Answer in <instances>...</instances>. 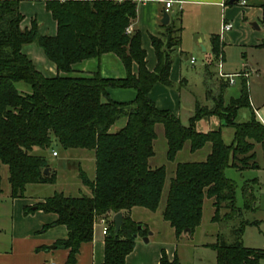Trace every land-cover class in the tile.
Segmentation results:
<instances>
[{"label": "trees", "instance_id": "1", "mask_svg": "<svg viewBox=\"0 0 264 264\" xmlns=\"http://www.w3.org/2000/svg\"><path fill=\"white\" fill-rule=\"evenodd\" d=\"M246 1L264 10V0ZM136 5V0H46L45 8L56 22V33L42 35L35 19L30 27H22L24 15L19 0H0V195L2 166L7 167L11 198H23L29 184L55 183L56 173H43L48 168L47 160L33 154L34 147L47 149L54 140L65 150L91 151L94 176L89 178L79 164L77 168L89 194L67 196L57 192L26 206L24 213L41 210L57 215L44 228L66 227V238L55 242L68 249L64 264L76 263L80 246L93 238L97 220L107 217L101 264H125L135 246L134 234L146 236L148 232L147 226L129 216V211L141 207L155 212L162 198L165 167L150 168L148 164L154 155L155 125L160 123L169 160L186 142L191 152L211 145L205 160L176 164L161 211L175 237L187 229L189 234L195 231L201 223L204 199L211 198L213 221L238 220L232 228L231 242L217 240L210 245L216 251L215 264H260L264 249L247 247L242 242L245 227L256 224L244 218L243 210L254 209L253 185L257 180L244 183L242 210L235 204V184L224 174L227 167L238 171L259 168L256 144L264 157V123L250 103L247 81L241 77L238 95L225 98L228 82L213 70L221 43L218 37H212V58L204 67L207 79L216 76L210 84L205 83V98L210 105L196 101L187 126L170 111L157 109L149 92L156 83L171 85V49L179 43V28L168 23L161 38L151 37L156 64L148 70L140 32L127 33L136 17ZM31 43H36L55 65V75L42 74L23 52V47ZM259 46L264 47V42ZM106 53L119 58L125 77L105 78L98 72L72 75L75 64ZM18 82L28 84L31 91L19 92ZM115 88H132L136 95L129 102L115 101L108 92ZM241 108L249 110L248 121H236ZM211 117L219 120L218 128L197 130L198 121ZM121 118L126 120L124 126L111 131ZM222 126L233 128L230 144L222 138ZM222 209L225 212L220 215ZM117 212H122L123 223L115 233L112 217ZM158 264L179 263L175 256L169 260L161 250Z\"/></svg>", "mask_w": 264, "mask_h": 264}, {"label": "crops", "instance_id": "2", "mask_svg": "<svg viewBox=\"0 0 264 264\" xmlns=\"http://www.w3.org/2000/svg\"><path fill=\"white\" fill-rule=\"evenodd\" d=\"M45 2L46 0H19V10L24 15L22 27H30L31 20L35 19L40 34L54 35L56 33V22L46 10ZM136 3V17L131 22L129 29L130 32L139 31L141 34V46L145 50V61L148 70L152 71L156 64V56L151 43V37L161 38L162 33L165 32L164 25L168 23L179 28V43L171 49L172 65L169 76L171 85L167 86L156 83L149 92V98L157 109L170 111L178 118L180 117V88L189 86L188 80L183 76L181 69L182 60L188 61L190 65H195L196 60L192 63L191 58L195 54L203 53L202 60L206 62H204L205 65L208 64L212 58L211 39L212 37H218L221 43L220 54L224 66L228 44L231 45L234 43L238 36V31L234 27L238 26V28L243 30L246 29L242 21L248 19V17L250 19H257L264 24V10L248 3L243 6L237 2L229 4V0H175L168 11L169 20L167 24L161 23L164 11V0H136ZM223 21L231 23L232 28L222 33L221 27ZM252 25L259 29L255 23ZM250 35L251 33L245 35L249 44L248 46L252 45L256 48L264 49V47L259 46L264 41L251 43L252 40H249ZM239 40L240 38H238ZM37 47L36 43H31L25 45L22 50L30 57L38 71L45 76L55 75L57 73L55 65L46 58L41 48ZM259 65V63L252 64L245 61L242 65V70L235 73H245V78L248 82L250 75L259 71L258 67H261ZM215 69L218 72L216 64L213 70L215 71ZM136 70L137 66L134 64L132 67L133 73ZM95 72H98L105 78H123L126 75L123 64L113 53H106L100 58H90L75 64L72 75H90ZM238 78L240 79L241 77ZM175 84L178 85L177 88H174ZM108 92L111 99L120 102L132 101L136 95L135 90L132 88H115L109 89ZM196 101L195 99L193 102L194 109ZM250 103L255 110L257 118H261L257 111L258 108H256L251 100ZM210 119L206 120L210 121ZM261 120L264 122V119L261 118ZM200 121L196 123V128ZM125 122L126 120L123 119L119 127L115 129L124 126ZM80 159L79 162L81 163L79 165L81 168L85 161H94L93 154L89 155L87 153H82ZM73 177H77L80 180L78 171L76 176L73 175ZM79 191H81L80 188ZM44 198L46 197L29 198L26 195L23 198H11L9 191L5 197L0 196V210H5V214L2 216L3 218L0 216V220L1 222H7V226L1 225L2 223L0 224V264L65 263L68 249L56 246L55 242L66 238V227L64 225H56L44 228L46 225L52 223L57 218V215L55 213H45L41 210L28 214L24 213L26 206H33L43 201ZM136 208L139 207L131 208L129 211L130 217L134 221L147 226L149 230L151 228L150 224L139 220L140 218L133 217L135 212L144 213L143 211H136L139 210ZM161 211L160 216L162 218ZM257 223L258 221H256V224L247 225L246 227L256 226ZM153 229L151 230V234L147 232L146 242L143 241V238L146 236L136 237L135 246L132 252L127 255L125 264H158L161 250L165 251L169 260L173 259V254L168 253L166 248L162 247V241L156 243L151 249L146 247L154 237L155 229ZM101 230L102 225L97 220L93 228V238L90 242L83 243L80 246L75 264L102 263L104 257V235ZM51 245H55L56 247L51 249ZM244 245L247 246L246 244ZM254 248L264 249V246ZM260 264H264V259L260 261Z\"/></svg>", "mask_w": 264, "mask_h": 264}, {"label": "rangeland", "instance_id": "3", "mask_svg": "<svg viewBox=\"0 0 264 264\" xmlns=\"http://www.w3.org/2000/svg\"><path fill=\"white\" fill-rule=\"evenodd\" d=\"M247 18V17H245ZM253 20V21H252ZM246 29L234 27L238 31L236 41L231 45L228 44L226 50V59L223 66V71L227 74L235 73L242 70V65L245 61L255 64L259 63L261 67L257 73H253L248 78L247 86L251 102L256 106L262 119H264V49L256 48L254 46H248L246 34L251 33L249 40L253 42L264 41V24L257 19H248L242 21ZM255 23L257 28L252 24ZM238 38L240 40L238 41ZM38 48V47H37ZM221 54H219L220 56ZM203 53L195 54V65H190L188 61L182 60V72L183 76L188 80V87H181V98L179 104V118L183 125L189 124V117L194 113L193 102L196 99L201 104H209L205 98V83H211L214 78L207 79L204 74L205 61L202 60ZM218 56V57H219ZM205 62V63H204ZM214 72H217L215 69ZM246 79V78H245ZM247 81V79H246ZM241 81L239 78H234V84H227L225 90V98L230 96H237L240 90ZM16 87L19 92L29 93L31 88L24 82L16 83ZM178 85L175 84L174 88ZM210 105V104H209ZM250 118V112L247 108H241L236 116V121L244 122ZM123 118L117 120L111 127V131H116V127H119ZM219 126V120L212 117L210 121L201 120L197 129L200 131H208L216 129ZM119 129V128H118ZM156 138L153 141L154 155L149 158L148 164L150 168H157L164 166L166 170L165 183L162 192V198L159 208L152 212L145 208H136L144 213L133 214L134 218H140L143 222H147L151 225L148 230L152 232V228L155 229L154 237L146 245L149 249L154 247L156 243H163L162 247H165L168 253H172L175 256L179 264H215L216 263V251L210 246L217 242V240H223L225 242H231L233 240L232 228L238 224V220H220L213 221L214 207L212 205L213 200L211 198H205L202 208V218L200 225L195 229L192 234L183 233L179 238L174 236L173 230L169 223L163 220L160 216V211L164 206L166 194L168 191L171 178L174 176V170L176 164L179 162H198L205 159L206 154L210 151V143L205 144L201 149L191 152L189 150V142H186L183 148L177 152L173 160L167 158V143L164 136L163 126L158 123L155 125ZM222 138L226 144H230L233 139V128L222 126L221 127ZM256 161L259 168L247 169L244 171H238L234 168L227 167L224 171L225 176L231 179L235 184V204L237 207L243 210L244 199L242 195V187L244 183L251 179H256L257 183L253 185L255 194V202L253 210H243L244 218L252 221H258L256 226H249L245 228V232L242 236L244 244L250 247H262L264 246V157L261 146L255 145ZM53 151L56 155H53ZM33 154L45 156L48 164L49 172L56 173V182L54 184H30L27 185L25 195L29 198L47 197L54 193L62 192L67 196H80L82 194H89L87 187L81 184V180L74 178L77 173L80 155L87 153L92 155L91 151L85 149H63L58 142L52 141V144L47 149H40L34 147ZM83 170L86 172L89 178L94 176V161H85L82 165ZM7 167L2 166L1 169V197L8 195L9 184L7 181ZM79 188L81 191H79ZM225 211L222 209L220 215ZM5 214V210H0V216ZM108 216V215H107ZM110 216V215H109ZM108 216V217H109ZM130 216V213H129ZM221 217V216H219ZM3 218V217H2ZM2 223V224H1ZM1 225H6L7 222H1ZM9 224V223H8ZM153 229V230H154Z\"/></svg>", "mask_w": 264, "mask_h": 264}, {"label": "built area", "instance_id": "4", "mask_svg": "<svg viewBox=\"0 0 264 264\" xmlns=\"http://www.w3.org/2000/svg\"><path fill=\"white\" fill-rule=\"evenodd\" d=\"M175 0H164V10L168 13V11L170 10L173 2ZM237 3H239L240 5H246L247 1L246 0H238ZM232 28V24L226 21H223L222 23V27H221V32H226L228 30H230ZM127 33H130V29L129 27L127 28ZM195 60L194 57L191 58V62L193 63ZM216 66L218 68V76L222 79H224L225 81H227L229 84H233L234 83V78L235 77H245L246 74L245 73H235V74H225L222 70V66H223V61H222V56L220 55L218 57ZM259 120L264 123L261 118L259 117ZM53 155H56V152L53 151ZM98 222L102 225V234L105 236L106 235V231H107V217H100L98 219ZM50 264H54V263H50Z\"/></svg>", "mask_w": 264, "mask_h": 264}, {"label": "water", "instance_id": "5", "mask_svg": "<svg viewBox=\"0 0 264 264\" xmlns=\"http://www.w3.org/2000/svg\"><path fill=\"white\" fill-rule=\"evenodd\" d=\"M238 0H229V4H233L235 2H237ZM168 20H169V14L164 10L163 11V15H162V19H161V23L163 24H167L168 23ZM43 173L45 175H47L49 173V170L48 168H45ZM112 220L114 222V232L117 233L118 230L120 229L122 223H123V215H122V212H117L113 215L112 217ZM140 228V227H139ZM183 233H190V230L187 229V230H184ZM148 234H151V232H149ZM134 237L136 238L137 237V234H134ZM143 241H147V236L143 238ZM56 246L55 245H51L50 248L53 249L55 248ZM64 248V246H61Z\"/></svg>", "mask_w": 264, "mask_h": 264}]
</instances>
